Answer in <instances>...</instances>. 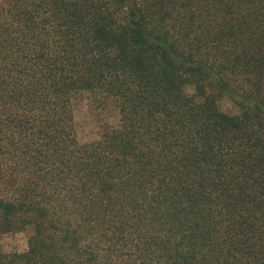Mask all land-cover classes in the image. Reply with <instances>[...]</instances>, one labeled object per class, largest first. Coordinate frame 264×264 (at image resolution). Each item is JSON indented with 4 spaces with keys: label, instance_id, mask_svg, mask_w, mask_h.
I'll list each match as a JSON object with an SVG mask.
<instances>
[{
    "label": "trees",
    "instance_id": "trees-1",
    "mask_svg": "<svg viewBox=\"0 0 264 264\" xmlns=\"http://www.w3.org/2000/svg\"><path fill=\"white\" fill-rule=\"evenodd\" d=\"M85 98L117 119L81 143ZM28 226L0 264H264V0H0V236Z\"/></svg>",
    "mask_w": 264,
    "mask_h": 264
},
{
    "label": "rangeland",
    "instance_id": "rangeland-1",
    "mask_svg": "<svg viewBox=\"0 0 264 264\" xmlns=\"http://www.w3.org/2000/svg\"><path fill=\"white\" fill-rule=\"evenodd\" d=\"M188 94L193 93L192 88H187ZM73 111L75 130L77 131V137L79 141L88 142L95 137L97 132V126L101 121L107 120L110 123H115L117 119L116 106L109 105V109L106 111L98 110L93 103L87 98L82 99L76 103ZM218 104L221 110L225 113L234 115L238 113V108L227 98L222 97L219 99ZM33 229L26 227L22 231L14 233H5L0 236V256L13 253H21L26 251L28 247V239L32 234Z\"/></svg>",
    "mask_w": 264,
    "mask_h": 264
}]
</instances>
